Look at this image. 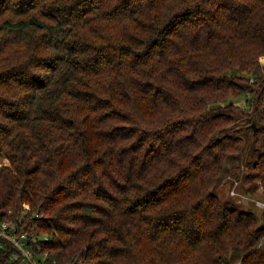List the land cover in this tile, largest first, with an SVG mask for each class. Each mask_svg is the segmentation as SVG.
Returning <instances> with one entry per match:
<instances>
[{"label":"trees","instance_id":"trees-1","mask_svg":"<svg viewBox=\"0 0 264 264\" xmlns=\"http://www.w3.org/2000/svg\"><path fill=\"white\" fill-rule=\"evenodd\" d=\"M261 55L264 0H0V221L43 264H264L216 192H264Z\"/></svg>","mask_w":264,"mask_h":264},{"label":"rangeland","instance_id":"rangeland-1","mask_svg":"<svg viewBox=\"0 0 264 264\" xmlns=\"http://www.w3.org/2000/svg\"><path fill=\"white\" fill-rule=\"evenodd\" d=\"M20 50L21 51H20L18 57L17 58L15 57L16 61H18V58H20V57L30 58L34 54L32 47L28 46V44L22 45ZM259 60L262 64H264V55H261L259 57ZM2 164H7L6 158L0 159V165H2ZM244 185H246V183H244ZM236 188L237 189L234 190V192L231 191V193H229L227 190V185L223 184L220 188L217 187L216 192L219 194V196L222 199L227 200L230 198L231 200H234L236 203L244 206L245 208H252L258 213H260V211L262 209H264V192L262 191L260 186L257 187L253 191L252 194H249L243 190L242 181L240 180L237 182ZM23 206L26 207L27 205L25 204ZM8 221H10V220H8ZM34 255H33V257L35 258ZM237 261H239V260H237ZM237 261H234L232 264H234ZM22 264H27V263L22 262Z\"/></svg>","mask_w":264,"mask_h":264},{"label":"built area","instance_id":"built-area-1","mask_svg":"<svg viewBox=\"0 0 264 264\" xmlns=\"http://www.w3.org/2000/svg\"><path fill=\"white\" fill-rule=\"evenodd\" d=\"M253 79H251L252 81ZM0 236L6 239L12 246L16 247L23 256V261L29 262V264H43L44 257H40V261L36 260L33 257V252L31 249V244L28 241L27 233L25 231H20L17 228V224L7 221H0ZM47 239V237H44ZM33 240H35L33 238ZM0 246H3V242L0 241ZM42 254H46V251H43ZM51 264H56V261H52ZM234 264H241L240 261L235 262Z\"/></svg>","mask_w":264,"mask_h":264}]
</instances>
